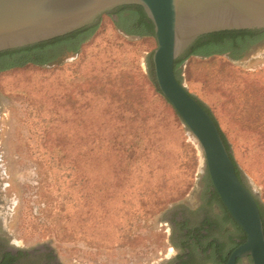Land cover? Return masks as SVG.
<instances>
[{
    "label": "rangeland",
    "instance_id": "374dc122",
    "mask_svg": "<svg viewBox=\"0 0 264 264\" xmlns=\"http://www.w3.org/2000/svg\"><path fill=\"white\" fill-rule=\"evenodd\" d=\"M136 14L122 17L133 24ZM118 21L103 17L95 40L51 66L0 73L3 227L17 245L50 247L60 264H172L169 212L195 209L208 187L202 154L171 117L174 131H160L162 155L129 168L121 163L123 147L110 155V135L125 142L118 129L130 116L114 113L123 111L125 95L106 79L137 66L145 75L156 48L153 39L116 30ZM93 67L103 71L99 79L115 100L92 84L81 87ZM181 80L217 121L245 185L264 207V40L237 59L229 52L189 58ZM66 93L76 96L67 102ZM216 213L223 238L240 240L224 209L209 211Z\"/></svg>",
    "mask_w": 264,
    "mask_h": 264
},
{
    "label": "water",
    "instance_id": "95a60500",
    "mask_svg": "<svg viewBox=\"0 0 264 264\" xmlns=\"http://www.w3.org/2000/svg\"><path fill=\"white\" fill-rule=\"evenodd\" d=\"M125 6L140 7L153 25L154 78L202 154L212 188L244 243L226 264H264V230L254 194L237 177L215 123L174 74V63L201 37L263 31L264 0H0V53L50 42L93 26Z\"/></svg>",
    "mask_w": 264,
    "mask_h": 264
},
{
    "label": "trees",
    "instance_id": "16d2710c",
    "mask_svg": "<svg viewBox=\"0 0 264 264\" xmlns=\"http://www.w3.org/2000/svg\"><path fill=\"white\" fill-rule=\"evenodd\" d=\"M126 11H136L137 14L134 21L135 23L131 24L130 17H122V14H124ZM113 15L117 16L119 19L118 22H113L116 30L122 32V34L125 36H134L146 40H154L153 25L147 19L140 7H121L103 17H112ZM102 18L93 26L84 28L65 37L24 49L0 53V73H6L14 70H23L26 68H44L53 65L65 54H78L80 50L95 40ZM263 40L264 30L223 32L203 36L194 43L185 56L175 61L174 74L176 79L180 84H182V67L189 58L207 60L214 57L223 56L229 52L231 53L232 58L237 59L238 56L245 52L248 48L260 43ZM152 53L145 60L147 68V73L145 75L140 71V69H138L137 66L134 68V70L131 69L130 72L123 70L122 73L117 76V78L111 79L107 77L106 79L108 86L112 87L114 90H117L119 93H123L119 94V96L125 95L122 105L123 111L115 109L114 113H124L125 116H130V118L124 122L123 127L118 129L119 134H121V130L124 132L123 139L125 142H120V135L117 134L110 135L109 141L111 148H113L110 150V155L117 157V153H120L121 148L123 147L124 151H122V153L124 154L120 159L121 163L128 166L127 168L133 165H142L150 162L151 157L154 155H162L163 151L161 148L163 146L160 145V142L163 141V137L160 138V131L165 129L170 131L171 128L174 131V126H171L169 123L170 117L173 118L175 123L177 122L179 126H183V123L176 112L163 98L157 88L154 78ZM90 73L91 74L87 75L86 82L82 84L81 87L92 84L94 86L93 89L100 88V95H105L111 100H115V98H117V94L110 88L108 89L112 92L104 88L102 80L99 79L100 76L103 77L101 75L103 74V71H98L96 67H93L90 70ZM92 93L96 95L97 92ZM188 94L190 93L188 92ZM75 96L76 94L74 96H72V94H64L65 101L67 102L69 99ZM197 102L208 113L218 128L222 141L234 164L237 177L245 185V182L241 176V172L237 167L235 160L233 159V155L231 154V149L227 139L225 138L223 132H221L217 121L205 105H203L198 100ZM57 105L58 104H56L55 107ZM151 122H153L152 126H150ZM207 180L208 186L212 187L208 175ZM256 201L264 230V207H262L257 199ZM222 207L224 208L223 204ZM224 211L229 217L230 221H232L233 225L241 233L240 242L234 245L230 251L231 253L239 245L244 243L246 236L235 224L225 208ZM230 253L223 258V264L227 263Z\"/></svg>",
    "mask_w": 264,
    "mask_h": 264
},
{
    "label": "flooded vegetation",
    "instance_id": "af4514ba",
    "mask_svg": "<svg viewBox=\"0 0 264 264\" xmlns=\"http://www.w3.org/2000/svg\"><path fill=\"white\" fill-rule=\"evenodd\" d=\"M205 183L208 184V180ZM216 196L212 187H204L195 209L180 206L169 212L167 222L174 252L172 264H223V258L240 242L233 235L224 239L218 214L215 218L209 215L211 208L222 207ZM2 216L0 211V264H60L48 246L25 248L11 242L4 230ZM237 264H251V261L238 260Z\"/></svg>",
    "mask_w": 264,
    "mask_h": 264
}]
</instances>
